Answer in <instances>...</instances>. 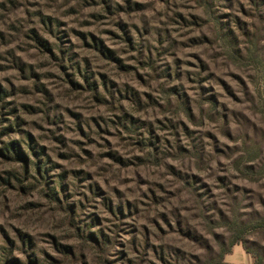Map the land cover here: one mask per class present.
<instances>
[{"label":"rangeland","instance_id":"rangeland-1","mask_svg":"<svg viewBox=\"0 0 264 264\" xmlns=\"http://www.w3.org/2000/svg\"><path fill=\"white\" fill-rule=\"evenodd\" d=\"M0 86L48 172L0 155L10 264H231L264 221V0H0Z\"/></svg>","mask_w":264,"mask_h":264},{"label":"trees","instance_id":"trees-1","mask_svg":"<svg viewBox=\"0 0 264 264\" xmlns=\"http://www.w3.org/2000/svg\"><path fill=\"white\" fill-rule=\"evenodd\" d=\"M39 43H41V45L44 47V49L46 50H50L48 47H46V45L42 44V41H39ZM63 56V55H62ZM63 67V66H62ZM86 81L88 82L89 80L86 79ZM91 84V83H90ZM89 84V85H90ZM95 86V85H94ZM6 97L7 94L4 92L3 88L0 86V129L2 130V134H0V137L2 135L5 136H9L11 133H16L17 131H19V127H20V123L18 120H16V122L12 123L10 118H7V116H11L15 110H12L9 105L6 103ZM9 110V111H6ZM5 123H8L9 125L7 127H3V125ZM24 140V139H23ZM42 151V152H41ZM29 152L31 153V155L36 157V160L32 161V167L35 170V174L37 175V177H35L34 179H38L40 183H44V185H48V182H46V179L48 177V172L45 168V165L42 162V158L41 156L44 154L43 150H35V148H33L32 146V140H26L25 141H17V142H11L8 144H4V146L2 148H0V155L5 157L6 160H10V161H20L22 163V167H23V171H24V175H27L29 173V158L28 156L30 155ZM64 177L61 176L60 177V181L61 183L59 184V187L57 186L56 188H52L51 191V195L55 196V199L57 201H59L57 198H59V194L63 193V182L62 179ZM16 180H18V182L21 184L23 182V180L19 179V178H15ZM26 179V178H25ZM10 179L8 180H4L5 183H9ZM120 211V210H119ZM257 227H264V221L261 222L260 224H256V226H244L242 228L239 229V231L237 232V234L235 235V238L232 242V244H241L245 250L250 253L254 258H255V264H261V258L256 255V253H254L252 251V249H250L247 245L246 242L244 241V235L253 228H257ZM100 235V236H99ZM88 238L94 242V244H96V247L100 246V244H103L102 241L104 242V236L103 234H99V233H89ZM101 239V241H100ZM20 241H21V250H23L24 252L27 251L26 249L31 247V242L30 240L26 238V236H20ZM11 245H15L14 242L10 241ZM224 252H222L219 255V261L220 263L223 262V255ZM11 254V249L10 248H2L0 250V264H10L9 261V255ZM28 261L30 264H39L40 260L37 259V257L33 254L28 256Z\"/></svg>","mask_w":264,"mask_h":264},{"label":"crops","instance_id":"crops-1","mask_svg":"<svg viewBox=\"0 0 264 264\" xmlns=\"http://www.w3.org/2000/svg\"><path fill=\"white\" fill-rule=\"evenodd\" d=\"M226 260L231 264H255V258L241 244L235 246L233 253L228 255Z\"/></svg>","mask_w":264,"mask_h":264}]
</instances>
